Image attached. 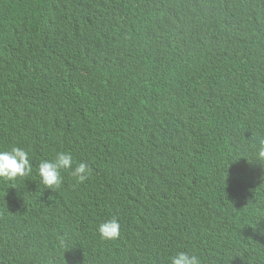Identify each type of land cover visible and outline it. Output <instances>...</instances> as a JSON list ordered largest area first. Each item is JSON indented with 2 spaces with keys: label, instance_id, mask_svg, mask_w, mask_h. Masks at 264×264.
<instances>
[{
  "label": "trees",
  "instance_id": "1",
  "mask_svg": "<svg viewBox=\"0 0 264 264\" xmlns=\"http://www.w3.org/2000/svg\"><path fill=\"white\" fill-rule=\"evenodd\" d=\"M261 140L264 0H0V264H264Z\"/></svg>",
  "mask_w": 264,
  "mask_h": 264
},
{
  "label": "clouds",
  "instance_id": "2",
  "mask_svg": "<svg viewBox=\"0 0 264 264\" xmlns=\"http://www.w3.org/2000/svg\"><path fill=\"white\" fill-rule=\"evenodd\" d=\"M255 156L264 161V140H261ZM71 170L78 183L86 182L91 175L87 163L80 162L73 168V155L70 151H58L55 160H42L38 167L40 182L49 189L58 188L62 182L61 170ZM32 171L29 152L23 147L13 146L10 151H0V178L15 180L28 175ZM120 222L113 218L105 220L97 226L102 239H115L120 234ZM169 264H201L200 258L186 251H179L168 258Z\"/></svg>",
  "mask_w": 264,
  "mask_h": 264
}]
</instances>
